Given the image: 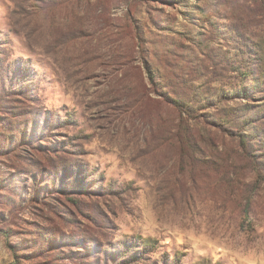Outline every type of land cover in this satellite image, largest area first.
Here are the masks:
<instances>
[{
    "label": "rangeland",
    "instance_id": "374dc122",
    "mask_svg": "<svg viewBox=\"0 0 264 264\" xmlns=\"http://www.w3.org/2000/svg\"><path fill=\"white\" fill-rule=\"evenodd\" d=\"M0 264H264V0H0Z\"/></svg>",
    "mask_w": 264,
    "mask_h": 264
},
{
    "label": "trees",
    "instance_id": "16d2710c",
    "mask_svg": "<svg viewBox=\"0 0 264 264\" xmlns=\"http://www.w3.org/2000/svg\"><path fill=\"white\" fill-rule=\"evenodd\" d=\"M179 112H180V114H182L183 112L187 113L188 111L186 112V111H183L182 109H180ZM187 115H189V113H187ZM189 116H190V115H189ZM186 134H189V132H187V133H185V134H183V135H186ZM180 138H181V137H180ZM185 140H186V141H189V139H187V138H186ZM180 141H181V140H180Z\"/></svg>",
    "mask_w": 264,
    "mask_h": 264
}]
</instances>
